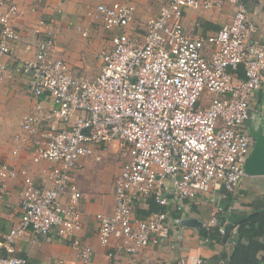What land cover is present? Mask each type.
<instances>
[{
	"label": "built area",
	"instance_id": "1",
	"mask_svg": "<svg viewBox=\"0 0 264 264\" xmlns=\"http://www.w3.org/2000/svg\"><path fill=\"white\" fill-rule=\"evenodd\" d=\"M157 1L159 9L145 21L143 33L134 27L131 1L99 3L84 11L109 33L108 45L96 53L99 72L87 79L75 77L69 62L53 55L55 38L42 28L43 18L23 35L13 24L21 7L0 0V78L24 75L33 96L50 102L49 110L36 103L21 121L32 135V161L47 164L42 169L47 183L0 163V197L8 193L10 179L20 176L22 183L20 220L0 240V264H26L14 252L27 231L71 238L81 229L82 193L75 172L84 158L101 161L100 150L108 144L116 146L122 163L114 178L112 212L96 214L97 238L102 245L114 243L127 257L111 264H134L141 249L159 243L172 209L170 196L181 203L197 200L208 189L238 188L253 145L249 125L259 112L256 95L264 91V42L250 40L255 25L242 0ZM225 4L232 6L231 19L212 34L184 31L188 9ZM20 41L34 49L33 58L8 66L10 44ZM240 69L244 78H238ZM207 196L213 204L207 229L215 225L224 234V222L217 221L223 208ZM137 197L151 198L163 209L137 217ZM72 245L84 262L92 260L89 245L79 239Z\"/></svg>",
	"mask_w": 264,
	"mask_h": 264
},
{
	"label": "crops",
	"instance_id": "2",
	"mask_svg": "<svg viewBox=\"0 0 264 264\" xmlns=\"http://www.w3.org/2000/svg\"><path fill=\"white\" fill-rule=\"evenodd\" d=\"M9 1V0H7ZM23 13L15 18L14 26L25 34L38 19L43 18V29L49 30L55 38L53 55L64 58L78 78L93 79L99 72L100 61L97 52L107 46L109 33L102 25L85 15V10L93 11L99 3L110 4L114 1H131L136 6L134 27L143 33L145 21L159 9L157 0H13ZM253 20L255 31L251 41L264 42V0H242ZM35 4V11L30 6ZM1 10V8H0ZM232 6L225 4L210 10L188 9L183 17L184 31L190 34H212L229 21ZM210 46H206L208 52ZM10 54L5 57L8 66L18 60L33 58L34 49L25 41L12 42ZM238 78H244L238 71ZM257 111L264 113V91L256 95ZM36 103L45 110L50 109V102L45 97H35L30 90L28 77L24 75L4 76L0 78V163L7 162L18 170H25L37 180H47L42 169L45 162L32 161V135L21 126L23 117L34 111ZM46 120L41 125L49 123ZM58 126L62 123L56 122ZM17 150V154L13 153ZM103 163L92 157L81 160L82 167L75 172L77 184L82 196L79 200L81 229L71 238H61L55 232L48 236H35L31 231L19 236L15 242L14 254L26 259V264H111L115 260H125L126 254L112 244L102 245L97 238V213H111L114 206V178L121 168V163L110 166L116 146L108 144L100 150ZM100 153L99 151H97ZM120 158V157H119ZM101 160V161H102ZM111 170L107 183L100 181L99 174ZM46 182V181H45ZM47 183V182H46ZM21 178L8 181V193L0 197V240L6 231L17 225L20 216ZM206 190V189H205ZM207 195L214 196L215 202L222 206L218 213V223L232 224L236 215L247 213L257 206L264 205V176L243 175L234 192L220 189L206 190L198 195L197 200L184 199L181 203L170 196L172 209L168 220L160 232V241L149 245L135 255L134 264H221L222 254L229 252L231 241L221 242L210 235L214 228L207 229L213 204ZM149 199L137 197L133 202V214L145 217L149 212ZM163 208V207H162ZM187 221H191L187 223ZM73 239H79L92 248L93 258L84 262L72 245ZM111 255L109 256V254Z\"/></svg>",
	"mask_w": 264,
	"mask_h": 264
},
{
	"label": "trees",
	"instance_id": "3",
	"mask_svg": "<svg viewBox=\"0 0 264 264\" xmlns=\"http://www.w3.org/2000/svg\"><path fill=\"white\" fill-rule=\"evenodd\" d=\"M163 209L151 198L148 211ZM232 224L225 225V233L220 234L217 227L210 235L221 242L231 241L229 252L221 256V264H264V205L254 210L236 215ZM236 231L232 233V227Z\"/></svg>",
	"mask_w": 264,
	"mask_h": 264
},
{
	"label": "water",
	"instance_id": "4",
	"mask_svg": "<svg viewBox=\"0 0 264 264\" xmlns=\"http://www.w3.org/2000/svg\"><path fill=\"white\" fill-rule=\"evenodd\" d=\"M253 145L243 163L244 175L264 176V114L255 113L249 125ZM191 221H187L189 223Z\"/></svg>",
	"mask_w": 264,
	"mask_h": 264
},
{
	"label": "rangeland",
	"instance_id": "5",
	"mask_svg": "<svg viewBox=\"0 0 264 264\" xmlns=\"http://www.w3.org/2000/svg\"><path fill=\"white\" fill-rule=\"evenodd\" d=\"M211 95H209L208 93H203V96L204 98H207V97H210ZM113 153V162H109L110 166H116L117 164L119 165L121 163V158H119V156L115 153V152H112ZM100 163L102 164L103 163V160L100 161ZM99 177H100V181H102L104 184L107 183L111 177V170L107 168V170H105L104 172L100 173L99 174Z\"/></svg>",
	"mask_w": 264,
	"mask_h": 264
}]
</instances>
